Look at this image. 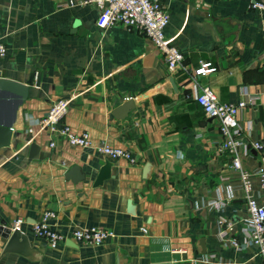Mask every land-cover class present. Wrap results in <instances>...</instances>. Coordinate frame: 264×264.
Listing matches in <instances>:
<instances>
[{"label": "crops", "instance_id": "0c3cea01", "mask_svg": "<svg viewBox=\"0 0 264 264\" xmlns=\"http://www.w3.org/2000/svg\"><path fill=\"white\" fill-rule=\"evenodd\" d=\"M80 1L0 0V37L8 48L0 58L2 77L26 83L35 74L40 82L11 145L0 150V218L11 228L24 220L21 230L41 258L5 254L0 235V264H264L248 240L241 180L220 149L219 122L195 100L205 87L223 103L257 97L238 118L244 146L264 141V12L250 0H164L166 35L187 66L171 73L144 34L99 28L96 8ZM202 63L217 71L194 80ZM62 99L70 103L61 124L88 133L91 148L70 145L58 129L32 125L31 117L42 120ZM130 100L135 108L116 117ZM34 142L41 150L30 160ZM101 144L131 152L136 163L109 160L97 151ZM241 158L254 173L261 156L250 148ZM106 162L112 178L95 188ZM75 165L86 174L78 184L65 178ZM252 180L264 204V188ZM47 212L55 214L50 227L66 237L57 249L33 233ZM230 224L237 248L221 237ZM91 227L115 238L99 246L75 242L74 231Z\"/></svg>", "mask_w": 264, "mask_h": 264}, {"label": "built area", "instance_id": "2783aa9c", "mask_svg": "<svg viewBox=\"0 0 264 264\" xmlns=\"http://www.w3.org/2000/svg\"><path fill=\"white\" fill-rule=\"evenodd\" d=\"M252 8L264 12V0H250ZM74 6V4H71ZM80 6H93L98 11L97 25L101 29L114 26H124L129 30H135L149 38L155 47L163 54L167 67L171 73L186 71L185 55L166 35V30L170 24V14L165 6L164 0H81ZM8 48L0 37V58H5ZM217 68L211 63H202L192 75L194 80L197 77L207 76L216 72ZM195 100L204 114L219 122L221 134L220 149L230 155L231 169L239 174L246 210L248 213L247 235L250 244L255 246L258 254L264 262V204H261L255 196V188L252 178H258L261 187L264 188V141H254L250 148L256 150L260 156V164L254 173L244 169L242 164V154L249 155L250 148L242 143V131L239 123V112L257 100V97L250 98L248 101L241 100L237 104L223 103L216 94L209 88H202L195 95ZM69 100L62 99L55 102L50 108L47 116L42 120L33 119L32 125L50 127L59 130L60 134L69 142L70 145L82 148H91L92 141L88 133L77 134L69 126L62 125L61 122L68 113ZM55 146L54 143L51 144ZM97 151L109 160L126 159L130 163H136V159L131 152L114 148L106 144L96 147ZM216 203H210L215 206ZM55 218V214L47 212L42 220L32 225L33 233L40 238L46 239L52 249H57L60 244L65 243L66 237L49 225V220ZM24 220H17L14 230H21ZM232 225L222 232L223 240H229L235 248L240 243L236 237H232L230 232ZM115 238L112 231L103 228L91 227L79 229L73 232L75 242L88 245L99 246L109 239Z\"/></svg>", "mask_w": 264, "mask_h": 264}, {"label": "water", "instance_id": "95a60500", "mask_svg": "<svg viewBox=\"0 0 264 264\" xmlns=\"http://www.w3.org/2000/svg\"><path fill=\"white\" fill-rule=\"evenodd\" d=\"M35 74L31 75L26 83H20L10 78L2 77L0 71V150L9 147L12 142L14 126L19 118L20 112L24 104L38 95L39 81H35ZM135 108V102L130 100L123 106L118 108L114 115L120 119L127 117L128 113ZM40 146L35 142L30 145L29 159L34 160L39 158ZM65 178L75 184L86 180L81 168L77 165L70 168ZM112 178L111 165L106 162L99 170L95 180L94 187H99L105 181ZM128 211L134 213L132 202L128 203ZM0 235L7 241L4 248V253H14L30 261H39L40 254L36 251L30 242L29 236L20 230H14L7 226V222L0 218ZM60 264H67L62 260Z\"/></svg>", "mask_w": 264, "mask_h": 264}]
</instances>
